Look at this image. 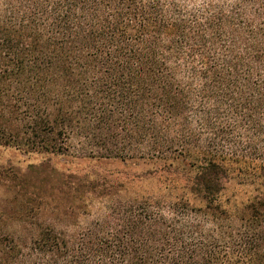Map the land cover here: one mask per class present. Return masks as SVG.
I'll return each instance as SVG.
<instances>
[{"label": "trees", "instance_id": "trees-1", "mask_svg": "<svg viewBox=\"0 0 264 264\" xmlns=\"http://www.w3.org/2000/svg\"><path fill=\"white\" fill-rule=\"evenodd\" d=\"M0 145L167 174L40 164L38 264H264V0H0ZM4 216L0 264H34Z\"/></svg>", "mask_w": 264, "mask_h": 264}, {"label": "rangeland", "instance_id": "rangeland-1", "mask_svg": "<svg viewBox=\"0 0 264 264\" xmlns=\"http://www.w3.org/2000/svg\"><path fill=\"white\" fill-rule=\"evenodd\" d=\"M45 162L56 172L92 176L99 174L102 178L101 182L107 188L117 190L122 196L157 195L164 192V185L169 184L165 181L166 173L158 172L155 176L151 174L157 165L148 160L122 161L120 159H90L70 155L26 153L15 147L0 145V212H5L6 228L10 231H19L23 235L22 260L31 261L34 264H38V245L34 244L28 236L38 229V191H40L38 187H41L43 183L46 186L49 182L47 180L44 182L38 177V166L46 164ZM13 178L14 186L8 191V186L12 185L10 180ZM22 178L25 179L23 182L20 180ZM228 190L229 194L234 192L239 199H245L250 188L242 187L234 180L230 183ZM11 194L16 196L17 202L9 199ZM26 207H28L27 211ZM15 211L19 213L24 211L27 215L26 220H14L11 213ZM8 212L10 214L7 217ZM82 217L89 218L88 216ZM71 219L72 217L68 220Z\"/></svg>", "mask_w": 264, "mask_h": 264}]
</instances>
